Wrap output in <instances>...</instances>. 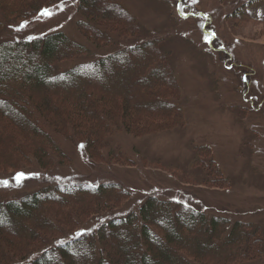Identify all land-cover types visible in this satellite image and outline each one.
<instances>
[{"label":"rangeland","instance_id":"374dc122","mask_svg":"<svg viewBox=\"0 0 264 264\" xmlns=\"http://www.w3.org/2000/svg\"><path fill=\"white\" fill-rule=\"evenodd\" d=\"M42 1V10L53 15L27 14L23 8L35 0H0V40L64 32L84 51L57 66V74L73 62L91 63L144 45L147 58L153 56L148 60L152 76L166 73L153 91L177 106L146 121L135 111L134 125L114 120L108 140L97 142L99 156L93 157L89 145L82 146L83 137H69L43 123L58 149L50 150L52 157L44 164L29 147L39 141H29V134L15 128L24 153L17 161L10 162L11 156L0 162V181H8L7 186L0 183L1 200L74 183L99 188L120 184L129 196L94 214L95 204L58 216L52 204L41 215L48 229L39 230L23 253L13 250L0 264L18 263L58 241L88 236L101 216L135 212L150 196L193 206L210 218H226L227 234L236 230L243 236L235 257L223 254L232 260L227 264H264V0H118L126 18L134 21L130 30L125 21H91L80 11L81 0ZM93 28L112 40L96 36ZM20 172L26 178L18 183L14 177ZM86 229L90 231L76 235Z\"/></svg>","mask_w":264,"mask_h":264},{"label":"trees","instance_id":"16d2710c","mask_svg":"<svg viewBox=\"0 0 264 264\" xmlns=\"http://www.w3.org/2000/svg\"><path fill=\"white\" fill-rule=\"evenodd\" d=\"M39 1L43 2L35 0L23 9L27 14L34 10L40 13L43 6ZM80 11L98 24V20L109 19L128 21L122 24L129 30L134 25L118 0H81ZM96 30L93 28L96 36L112 40L105 31ZM143 49L144 45H135L91 63L76 61L57 74V66L84 51L64 32L0 40V151L4 147L0 162L11 156L10 162L17 161L24 153L23 143L14 132L17 127L32 137L29 141H39L29 147H34L44 164L52 157L50 150L58 152L53 137L43 130L44 124L58 133L71 134L69 137H83L85 142L80 143L85 149L89 145L93 157L99 156L97 142L108 140L114 120L121 118L134 125L135 111L143 113L145 120L158 111L176 109L175 102L164 101L158 91H153L155 82L166 73L152 76L155 71L148 60L153 56L147 58ZM109 185L58 184L0 199V260L13 250L23 253L26 244L40 236L39 230L48 229L49 223L41 215L54 203L51 211L58 216L88 210L95 204L97 209L90 208L94 214L129 196L120 184ZM101 217L104 219L88 236L58 241L9 264H227L232 260L223 258V254L235 257L243 237L236 235V230L227 234L226 218H210L193 206L155 196L147 198L135 212L110 219Z\"/></svg>","mask_w":264,"mask_h":264},{"label":"snow or ice","instance_id":"6c2138e0","mask_svg":"<svg viewBox=\"0 0 264 264\" xmlns=\"http://www.w3.org/2000/svg\"><path fill=\"white\" fill-rule=\"evenodd\" d=\"M42 14L46 15V16H51L53 15V13L49 10V9H44L42 10ZM24 25L22 24L21 27H23ZM26 178V174L23 172L17 173L16 176L14 177V179L19 183L22 182L24 179ZM0 183H3L5 186H7L8 181H0ZM84 231H90V229H86V230H82L81 232L76 233L77 236H80L83 234ZM60 243H63V241H61Z\"/></svg>","mask_w":264,"mask_h":264}]
</instances>
